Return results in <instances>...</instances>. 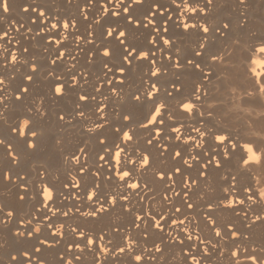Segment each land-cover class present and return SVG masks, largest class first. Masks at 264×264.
Returning <instances> with one entry per match:
<instances>
[{
    "label": "bare ground",
    "instance_id": "bare-ground-1",
    "mask_svg": "<svg viewBox=\"0 0 264 264\" xmlns=\"http://www.w3.org/2000/svg\"><path fill=\"white\" fill-rule=\"evenodd\" d=\"M130 3L125 0L121 5L119 18L112 16L115 5L108 0H9V11H0V34L7 32L5 39L0 40V79L6 84L0 89V221H6L0 223V264H264V0H247L246 5L238 0H214L209 5L207 0H191V7L206 9V16L197 14L195 19L205 22L210 31L206 36L198 33L190 37L173 25L165 36L176 41L169 49L151 48V26L141 28L132 42L143 52L156 51L150 59L157 61L162 73H167L158 78L145 75L150 64L143 58L137 61L139 69H126L125 77H118L115 70L104 72V63L111 67L113 61L101 57L100 51L107 47L117 56L122 54L117 41L105 39V31L109 26L125 23L123 9ZM101 4L105 13L109 9L107 16H100ZM153 4L159 12H165L164 17L157 12L154 18L163 20L170 14V24L177 19L186 20L184 13L191 14L181 7L177 9L173 0H145L129 11L135 10L142 19V14L152 11ZM25 7L28 12L22 11ZM40 11L45 13L44 23L38 15ZM96 20L100 23L96 24ZM64 21L70 26L75 22L76 27L63 29ZM52 23L58 25L57 29L50 30ZM227 24L230 28L223 30L221 26ZM60 32L68 40L57 49L48 41L59 40ZM89 32L93 33L90 37ZM77 37L82 38L80 44L75 42ZM88 39L94 42L88 44ZM25 48L29 49L27 53ZM197 50L202 57L195 55ZM13 51L19 63H13ZM59 51L66 52L64 59L49 64ZM90 54L94 57L91 63ZM166 55L179 60L182 66L191 59L202 67L176 73ZM33 63L37 72L30 73ZM49 72L61 76L66 85L75 76L79 84L74 89L69 87L63 99H54L49 89L55 81L48 79ZM80 73L88 77L87 83ZM26 75L33 76L32 84L24 81ZM109 78L124 79L125 83L109 87ZM98 80L105 84L100 93L95 91ZM173 82L182 85V99L190 98L194 111L187 103L180 110L179 101L168 96ZM153 83L160 89L153 101L145 99L142 104H135L132 97L145 94ZM20 87H29L30 91L17 101ZM112 89L120 93L119 98L110 95ZM195 89L200 91L193 94ZM79 95L96 97L95 101L89 99L80 105L84 118L77 114ZM173 95L180 98L179 94ZM100 101L105 113L97 114ZM156 103V115L164 103L168 111L161 117L164 125L153 126L162 131L149 145L147 140L155 133L139 125L146 122ZM32 104L37 111L43 108L41 118L46 112L44 120H37L38 114L29 108ZM60 114L65 116L64 122L57 119ZM104 114L106 123L98 116ZM168 114L171 119H166ZM125 115L130 117L128 122L124 121ZM25 118L34 121L30 130L40 133L32 141L37 145L35 150L27 148L29 137L21 132ZM97 124L105 126L96 131ZM172 126L179 131H171ZM115 128L121 132L133 129L129 134L134 142L121 144L126 153L121 156L119 149L114 148L119 142ZM100 139L106 144L100 145ZM82 147L84 157L74 162ZM105 147L111 149L112 163L117 168L133 171L127 182L107 180L111 175V156L106 157L105 168L100 167L104 161L98 158L108 155L103 152ZM146 155L149 163L145 158L144 167L128 163L129 158L138 160ZM5 173L8 180L4 179ZM161 175L163 179L159 178ZM40 183L52 191L50 212H37L43 203ZM76 183L80 187L72 188ZM125 183L139 187L133 191ZM66 184L68 188L64 187ZM94 184L101 185L96 191L105 205L107 195L115 199L121 194L127 200L118 201L114 210L110 208L101 217L98 213L96 219L85 216L81 213L90 210L87 204L94 203L86 201L85 196ZM74 195L77 198H71ZM20 196L25 199L21 201ZM77 207L81 212L76 211ZM124 207L128 210L124 211ZM57 208L68 212V216L57 212L54 217ZM8 211L13 216H6ZM28 220L35 229L42 226L40 234L29 238L32 224L21 227ZM157 221L164 231L155 228ZM60 223L64 224L63 229L57 237L52 236L51 231H56ZM61 232L63 239L59 238ZM80 233L85 239H76ZM88 237L96 243L92 244ZM41 239L53 245H40ZM36 247H40L39 253Z\"/></svg>",
    "mask_w": 264,
    "mask_h": 264
},
{
    "label": "snow or ice",
    "instance_id": "snow-or-ice-1",
    "mask_svg": "<svg viewBox=\"0 0 264 264\" xmlns=\"http://www.w3.org/2000/svg\"><path fill=\"white\" fill-rule=\"evenodd\" d=\"M108 2L110 4H114L115 7L112 9L111 14L114 18H119V16L121 15V12L118 11L121 7L122 4L125 3V0H108ZM145 2V0H131V3L128 5V7L123 9V15L126 17V21L123 25L121 26H109L107 27L106 31H105V39H109V38H113L115 41L118 42L119 46L122 49V54L117 56L115 54L114 51H110L109 48L105 47L102 51H100L99 55L103 58H107L113 61L112 66L110 67L108 65L107 62L104 63L103 68H104V72L105 73H112L113 70H115V73L118 77H125L127 75L126 69L127 70H131L133 71V69L137 70L140 67V64L137 63V61H141L142 58L145 61H148V63L150 64V71L148 73H145V75H150V77L152 78H158L160 77L162 74L166 75V72L162 73V69L161 67L158 66V63L156 60H152L150 59V56L155 57L156 56V51H150L147 50V52H143L141 50H139L134 44H133V39L135 37V33L137 31H139L141 28L143 29H149V26H151V33L150 35V39L148 41V43L150 45H153V49H161L160 46H162V49H169L171 48L176 41L172 40L169 38V35L167 36V38H165L166 34L169 33V29L171 26L175 25L177 28H179L182 33L184 34H188L190 37H195L198 35V33H202L205 36L207 35V33L210 31V29L207 27V24L205 22H201V20H197L195 19L196 15L199 14L201 17L206 16V9L203 7L202 9L199 7H192L193 11L191 12V14L188 13H184L183 15H187V19L186 20H179L177 19L173 24H170V22L173 21V16L168 14L167 17L163 20L160 19H155V15L157 12H159L158 6L156 4L152 5V11L148 12L146 15L142 14V19L141 16L136 15V11L133 10L132 12H130L129 10L132 9L133 5L136 6H141L143 5ZM238 2L241 5H246L247 4V0H238ZM8 3L9 0H0V11H2L3 13H7L9 11V7H8ZM173 3L176 6L177 9H179L181 6L183 5H191V0H182L181 3H177V0H173ZM214 0H207V5L209 4H213ZM117 4H119V7H117ZM191 7V6H190ZM101 8L103 9V11L100 13L101 17L107 16L109 13V9L108 11L105 13L104 9L105 6L103 4H101ZM28 8H23L22 11L23 12H28ZM32 11H36V9H32ZM85 10H82V15L84 14ZM38 15L43 18L41 19V23H44L46 17H45V13L43 11L38 12ZM159 16L160 17H164L165 16V12H159ZM84 19L87 20L88 17L87 15H84ZM0 21H3V17L0 16ZM2 23V22H0ZM32 23H36L35 20L32 21ZM96 24L100 23V20H96L95 21ZM62 28L63 29H68L69 27L75 28L76 24L75 22L71 23V26L69 24L68 21H64L62 22ZM21 27H23V25H21ZM58 25L56 23H52L50 25V30L51 29H57ZM117 28H119L120 30L117 31ZM221 28L224 30V28H230V25H223L221 26ZM16 31L19 32L20 28H16ZM152 33H155V35H152ZM93 33L89 32L88 36H92ZM7 36V32H4L3 34H0V40H4L5 37ZM62 37V38H61ZM82 38L79 37V40L76 39V44H80ZM68 40V36H63V33L60 32V39L59 40H49L48 43L49 44H53L55 45V47L57 49L60 48V46L62 44H64V41ZM84 41V40H83ZM163 41V44H161L160 42ZM94 41L91 39H88L87 43L88 44H92ZM202 42L203 40L199 43L198 48L200 49V47L202 46ZM85 43V42H84ZM204 48L206 47V45H203ZM29 51V49L25 48L24 52L27 53ZM63 52V55H61V53ZM12 55V53H11ZM66 55L65 51H59L58 55L56 56V59L54 60H50L49 64L51 65H55L57 63V61L63 60L64 57ZM77 55H79V53H77ZM196 56H200L202 57V53L197 50L195 53ZM165 58L169 61H171V65L170 67L176 72V73H183L185 68H191V69H195V71L199 70L202 65L199 63H194L193 60L189 59L186 61L185 65H181L179 60H174L171 56H165ZM94 59V57L90 54L89 55V63L92 62V60ZM20 60H18V56H16L15 61H13V63H19ZM72 67H74V65H71ZM71 67V68H72ZM29 72L30 73H35L37 72V67L36 65L33 63L32 65H30L29 67ZM81 76L84 77L85 83H87V79L88 77L84 74V73H80ZM51 78V79H49ZM71 79V83L70 85H66L64 80L61 79V76H57L54 75L53 73L49 72L48 73V79L49 80H54L55 83L50 87L49 91L51 93V96L55 99V98H59V99H63L66 94H67V90L68 88H76L79 84V81L77 80V78L75 76H73ZM24 81L27 84H32L33 82V76L32 75H26L24 77ZM107 85L109 87H111V85L113 83L116 84H124L125 80L124 79H112L109 78L106 81ZM105 87L104 83H100L99 80L97 81L96 87H95V91L96 93H100L101 89ZM59 90V91H57ZM155 90V91H153ZM30 89L29 87H20L19 89V95H17V97L15 98L17 101H20L22 99L23 96L28 95ZM160 89L157 87V85L155 83L149 85L148 90L145 92V94L143 95H135L132 97V100L135 104H142L143 101L146 99L147 101H153V98L156 97L159 93ZM200 91L199 89H195L193 94H195L196 92ZM179 94L180 98H177L176 96H174L173 94ZM110 95L112 97H120V93L116 90V89H112L110 92ZM168 96L170 98H172L173 100H177L179 101V109L183 110L184 107L187 104H191L193 111L195 110V105L194 103H192L191 99L189 98L187 101H185L184 99H182V97L184 96V93L182 92V85L180 83H176L173 82L171 85V91L168 92ZM89 99L95 101L96 97L93 96L91 98H89L88 96L85 95H79L77 97V100L79 103L76 104V109H77V114H80V118H84L85 117V113L83 111H80V105L81 104H85L89 101ZM107 99V98H105ZM100 106L97 107L95 109L96 113H105V106L104 103H102L101 101L99 102ZM158 106V103H156L154 105V109H152V111L150 112V115L147 117V120L145 123H141L139 125L140 128L143 129H152V133H155V135L152 134V138L150 140H147V143L149 145H151L153 143V141L157 140V137H159L161 135V127L156 128L153 127L155 125H164L165 121L164 119H161L162 115L164 114L165 111H168V105H166L165 103L163 105H159V115H156V108ZM29 108L32 109L34 108V113L35 115H37V120H44L46 118V112H44L43 118H41V111H43V108L41 109V111H37V109L35 108V106L32 104L31 106H29ZM29 117L33 116V115H28ZM99 118L101 120H105V114L104 115H98ZM154 116V119H153ZM127 117V121L128 122L130 120V117L125 115L124 116V121L125 118ZM57 119L60 122H64L65 121V116L63 114L58 115ZM166 119H171V116L168 114ZM21 123L24 125V137L27 136L29 137V142L27 143V148L31 149V150H35L37 145L35 143H33L32 141L36 140L38 138V136L40 135V133L38 131H34V130H30V126L34 123V121L30 118H25L23 121H21ZM105 126V124H97V128L96 131H98L99 129L103 128ZM171 129V131H179L178 128H176L175 126L169 127ZM130 131L126 132V131H122L120 128H115L114 132L118 134V140L119 142L115 143V149H119V155L121 156V153H125V149L123 147H121V144L125 145V144H132L134 142L133 140V136L130 135L129 133L133 131V129L129 128ZM17 131H19V125H18V129ZM199 131V130H198ZM127 137V138H125ZM178 139V138H177ZM99 144L100 145H105L106 142L104 139H100L99 140ZM157 146V145H156ZM79 152L81 153L80 156H76L75 158H73L74 162L77 161H81L83 154L85 152V148H79ZM103 152H107L108 155H99L98 158L100 161H104V164L101 165L100 167L105 168L108 167V161L106 160V157L111 156V167H108L109 172L111 173L110 176H107V180L111 181L113 178L115 179V181L117 182H127L128 178L130 177V175L133 174V171H129V170H121V168H117L113 163V153L111 151V149H109L108 147L104 148ZM114 155H116V153H114ZM177 156H179L180 154L177 153ZM148 160L149 163V155L146 156H142L139 157L138 160H132V159H128V163L130 165H140L141 167H144L143 165V161L144 159ZM84 171L85 168L81 169L80 171V175H84ZM137 171V166L134 168V172ZM179 171V170H177ZM41 177L43 178L44 173L41 172ZM93 175H96V173H93ZM160 179H163L164 177L161 175L159 176ZM4 179L8 180L9 176L8 174L4 175ZM21 179H24V177H21ZM126 186L128 188H131L133 191H135L139 185L138 184H134V183H125ZM65 188H68L69 185H65ZM72 188H77L80 187L79 183L73 184L71 185ZM101 187V185L99 184H94L91 188H89V190L87 191L86 194V201H93L94 203H92L91 205L87 204L89 206V211L88 212H82L81 214L91 217L93 219L97 218V214H100V217L104 214V213H109L110 212V208L111 210L115 209V206L117 205L118 201H126L127 197L124 195L120 194V197H117L115 199L110 198L108 195L106 197V205L105 202L103 200L98 199V193L96 191V189H99ZM40 193H41V197H42V201L43 203L41 204L40 208L37 209V212H42L41 209H47L48 212H50V210L52 211V208L50 207V202L53 201L54 197L52 194L51 189L46 186L44 183H40ZM48 190L51 193V197L50 199H48L47 204L44 203L45 199H44V193L45 190ZM22 191H27V189H22ZM71 198H77V195L72 196ZM19 199L21 201H23L25 199L24 196H20ZM97 205H99V207H97ZM110 206V207H109ZM91 208H94L95 210H91ZM189 208H191V205L189 204ZM124 211H127L128 209L126 207L123 208ZM0 211H3V209H0ZM70 211H72V209L70 208ZM77 212H81L80 207L76 208ZM176 211H180V209H176ZM57 212L60 213L61 216L63 217H67L68 216V212H61L59 208H57L56 212H53V216H57ZM13 216V212L12 211H8L6 213V216ZM140 220L143 219L142 217H138ZM181 224H183V221H179ZM0 223H6V221H0ZM45 223H47V220L45 221ZM135 223V222H134ZM26 224H32L31 220H28L26 222H23L21 224V227H24ZM39 224V223H36ZM64 224L60 223V229H63ZM156 229H158L159 231H164V227L161 226L160 221H157L156 224L154 225ZM41 228L42 226L37 230L35 228H33V224H32V232L29 233L31 234V236H29V238H31L32 236L38 235L41 233ZM76 228L72 229V232L75 233L76 232ZM20 233L23 234V236L25 235L23 231H21ZM51 235L54 237H57V231H51ZM63 235L64 233L61 232V235L59 238L63 239ZM76 239L78 240H83L85 239L83 233H80ZM100 239H103V237H100ZM87 240H89L92 244L96 243V241H94L91 237H88ZM39 244L40 245H44L47 247H51L53 244H48L46 240L41 239L39 240ZM77 249H80V245L77 244L76 245ZM157 250H160L159 248H157ZM35 251L37 253H39L41 251L40 247H36ZM25 255H28L27 253H25ZM70 264V262H69Z\"/></svg>",
    "mask_w": 264,
    "mask_h": 264
},
{
    "label": "clouds",
    "instance_id": "clouds-1",
    "mask_svg": "<svg viewBox=\"0 0 264 264\" xmlns=\"http://www.w3.org/2000/svg\"><path fill=\"white\" fill-rule=\"evenodd\" d=\"M181 8L186 9L187 12H189V13H191V12L193 11L192 7H190V6H188V5H183V6H181ZM42 31H43V30H42ZM76 39L79 40V37H77ZM61 55H63V52L61 53ZM11 59H12L13 61H15V59H16V52H15V51H13L12 56H11ZM71 79H74V78H71ZM5 85H6V84H5V81H4L3 79H0V89H2ZM57 91H59V90H57ZM157 111H159V108L157 109ZM78 116H80V114H78ZM126 121H127V117L125 118V122H126ZM88 130H89V131H93L92 128H89ZM14 131H15V130H14ZM21 132H24V128H23V127L21 128ZM126 132H127V131H126ZM125 138H127V137H125ZM0 143H2V142H0ZM6 175H7V173H6ZM50 197H51V193L46 189V190H45V193H44V199H45V201H48V199H50ZM38 210H39V209H38ZM22 223H23V222H22ZM38 229H39V226H37V230H38ZM56 231L58 232V231H59V228H57ZM29 236H31V234H29ZM69 248H71L70 245H69ZM14 259H15V257H14ZM137 259H139V257H137Z\"/></svg>",
    "mask_w": 264,
    "mask_h": 264
},
{
    "label": "rangeland",
    "instance_id": "rangeland-1",
    "mask_svg": "<svg viewBox=\"0 0 264 264\" xmlns=\"http://www.w3.org/2000/svg\"><path fill=\"white\" fill-rule=\"evenodd\" d=\"M18 129V128H17ZM17 134H19V131H17ZM23 135H24V133H23ZM61 141V140H60ZM57 142H59V139H57Z\"/></svg>",
    "mask_w": 264,
    "mask_h": 264
}]
</instances>
